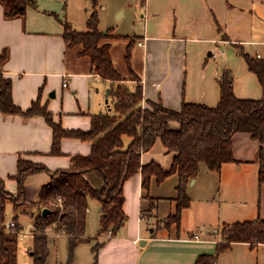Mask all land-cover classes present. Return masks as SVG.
Returning a JSON list of instances; mask_svg holds the SVG:
<instances>
[{"label": "crops", "instance_id": "0c3cea01", "mask_svg": "<svg viewBox=\"0 0 264 264\" xmlns=\"http://www.w3.org/2000/svg\"><path fill=\"white\" fill-rule=\"evenodd\" d=\"M55 1L53 4L49 0H34V6L28 7L24 16L13 18L5 17L9 1H0V54H7L2 75L11 81V97L16 106L26 110L39 101L64 129L86 131L92 115L112 109L108 107L110 98L106 101L105 97L109 83L93 72L87 58L68 48L61 22L51 16L54 12L62 13L67 2L64 0L62 6V0ZM110 14L116 15L117 20L133 15L142 24L141 32L130 38L131 46L140 51V68L132 72L141 82L143 107L146 100L158 99L164 107L176 111L182 103L214 107L220 95L218 78L224 71L231 75L237 98L264 96V88L240 55L243 52L261 60L256 56L264 47V0H110ZM216 50L228 53L231 58L239 57L235 68L224 63L211 67L208 59ZM64 79L66 87L62 85ZM123 83L131 89L134 86L129 79ZM248 85L259 88L261 97L257 92H249ZM170 128L177 129L178 125L170 123ZM51 144L52 129L42 116L25 118L0 112V179L6 191L17 192L13 176L19 158L44 165L50 171L64 170L70 167L73 156L87 155L91 147V142L64 138L60 142L61 154L53 156L49 154ZM259 152L264 157V142L240 132L232 137L236 163L223 165L219 173L200 165L198 174L187 185L191 204L182 213L179 227L164 228L157 222L175 212L177 174L160 183L152 176L147 191L142 188L140 172L130 177L123 186L124 225L113 237L98 234L100 225L96 229L95 235L103 243L96 264H194L199 255L215 252L221 241L216 227L264 220V182L258 183ZM172 158L173 154L157 139L149 151L141 154L140 162L156 163L169 170ZM49 180L47 173L28 176L26 203H35ZM249 185H257L260 190L251 200L247 198ZM150 199L155 203L153 210ZM196 205L199 207L195 209ZM96 209L100 221V205ZM29 210L36 212L35 207ZM198 212L203 220L207 217L203 223L213 228L217 237L209 234L204 238L200 229L196 234L185 231V226L181 229L185 217L198 216ZM33 217L29 216L31 226ZM197 231H201L200 236ZM259 247L264 245L251 249L247 243L232 244L218 255L214 264L222 262L226 251L231 254L237 248L235 258H238Z\"/></svg>", "mask_w": 264, "mask_h": 264}, {"label": "trees", "instance_id": "16d2710c", "mask_svg": "<svg viewBox=\"0 0 264 264\" xmlns=\"http://www.w3.org/2000/svg\"><path fill=\"white\" fill-rule=\"evenodd\" d=\"M0 1L5 3L7 0ZM9 1L11 8L5 12L6 18L22 17L28 7L34 6V0ZM96 4L93 0L86 32H77L68 22L52 14L63 26L62 36L68 48L81 46L82 50L78 54L87 58L93 72L109 83L108 107L112 109L92 115L88 130L64 129L60 122L53 120L52 114L39 101L33 102L26 110L16 106L11 97V81L2 75L1 70L7 54H0L1 113L25 118L42 116L52 129L49 154L53 156L61 154L60 142L64 138L91 142L89 154L73 156L70 167L64 170L50 171L44 165L19 158L17 172L13 176L17 184L16 194L6 191L4 182L0 179V264H17V241L22 226L19 223L16 225L14 221L18 213L23 214L19 209L24 205L37 206L39 209L32 216L33 245L31 254L29 253L32 264H46V231L49 228L67 236L70 262L75 247L81 242L90 241V238L85 237L89 199L96 200L100 205L98 234L113 237L126 221L123 186L130 177L140 172L142 188L147 191L152 176L160 183L166 177L177 174L175 212L157 222L158 226L164 228L171 225L179 227L182 213L191 204L186 188L198 174L200 164L208 171L219 173L223 165L236 163L232 154V137L236 133H248L260 143L264 142V96L260 99L237 98L233 93L231 75L227 71L218 78L220 95L214 107L182 103L181 108L176 111L164 107L160 99L146 100V106L143 107L141 82L131 70L129 73L136 78L138 84L133 89L122 85L126 79L116 71L110 56L111 45L105 42L109 33H101L98 29ZM131 45L132 39H129L125 57L127 63ZM240 55L248 70L264 88L263 61L243 52ZM170 123H176L178 128L171 129ZM157 139L167 152L173 154L169 170H163L156 163L141 165V154L149 151ZM258 161V183L261 185L264 182V157L260 152ZM37 173L49 174L50 180L39 191L36 202L28 204L25 201V180ZM58 199H61L60 203ZM8 203L15 212V227L10 230L5 229ZM43 208H47L50 213L43 216ZM154 208L155 203L150 199V210ZM220 238L215 252L199 255L194 264H214L218 255L232 244L247 243L251 249L264 245V220L258 218L223 225ZM102 244L99 242L92 248V264H96L97 253Z\"/></svg>", "mask_w": 264, "mask_h": 264}, {"label": "rangeland", "instance_id": "374dc122", "mask_svg": "<svg viewBox=\"0 0 264 264\" xmlns=\"http://www.w3.org/2000/svg\"><path fill=\"white\" fill-rule=\"evenodd\" d=\"M9 1V0H7ZM53 4L56 3L55 0H49ZM62 6L64 4V0H62ZM67 5L64 8L62 13H52L56 15L57 18H61L62 21H67L71 27L77 32H86L87 27L85 25V19L89 16L92 2L93 0H66ZM10 3V1H9ZM97 15H98V29L101 33H109V37L105 42H108L110 47V56L112 63L116 69V71L124 78L133 81L132 85L136 86L138 83L135 80L136 78L129 73V70L133 72H138L140 68V51L136 50V47L129 48V63H127L126 51L130 36L134 33H140L142 29V24L138 23V17H134L133 15L127 14L124 19L117 20L116 15L111 16L110 14V0H95ZM102 6H105L106 9H102ZM8 8H11L9 4ZM60 14L61 17L58 15ZM54 17L53 15H51ZM55 18V17H54ZM56 19V18H55ZM60 19V20H61ZM140 24V25H139ZM111 32V34H110ZM112 35V36H111ZM129 38L126 39L125 38ZM112 37V38H111ZM125 39V40H124ZM74 53L78 54L82 48L81 46H75L71 48ZM212 52V51H211ZM212 57H209V65L211 67H220L221 64H226L227 66H233L235 68V60H240L239 57L233 55V58L229 57L228 53H224V51L216 50L213 51ZM226 57L222 56L225 55ZM259 57L258 59L263 60L264 62V47L262 46V51H258ZM70 55V53H69ZM79 55V54H78ZM218 63V65L216 64ZM123 86H127L128 84L122 83ZM132 86V89L134 88ZM128 87V86H127ZM95 88L99 89V86ZM249 92H257V94L261 97V90L259 88L248 85ZM129 89L130 86H129ZM97 93V92H93ZM99 93V92H98ZM94 95V94H93ZM259 97V98H260ZM95 101L94 96L91 97L90 103L93 104ZM92 108V107H91ZM204 167L203 164H200ZM261 189V188H260ZM258 192L260 194V190H257V185H249V198L251 200L258 196ZM97 205L99 203L94 199H89L88 201V226L86 228L85 237L90 238V241H84L79 243L74 251L72 261L68 262L69 248H68V238L65 235H55L52 234L53 230H47V239H48V256L46 259V264H92L94 262L92 248L99 242L98 237L95 235L96 229L99 227V214L97 212ZM35 213L30 212V205L22 206L19 211L28 214L29 216H33L39 212L37 206ZM199 207V205L195 206V209ZM199 213V212H198ZM26 214L18 213L16 221L15 212L13 211L12 205L8 203L6 205V213H5V225L11 221L16 222V225L19 223L22 226V230L19 232V237L17 241V264H32V258L29 256L30 250L33 245V236L31 235V224L29 216ZM203 221H207V217L203 220V215L199 213V215L190 214L186 216L184 221L182 222L181 229L185 226V231L196 234V230H202V234L205 236L209 235L214 237L218 235H214L213 228L209 227L208 224H204ZM161 227V226H160ZM199 227V228H198ZM156 228V227H153ZM223 226L216 227L220 232ZM6 230L8 228H5ZM12 229V228H11ZM10 230V229H9ZM201 231H197L200 236ZM237 249V248H235ZM233 250V253H229L230 251H226V256L223 260L226 261L220 262V264H264V247H259L258 250H252L250 252L245 253L244 255H239L238 258H235L236 250Z\"/></svg>", "mask_w": 264, "mask_h": 264}, {"label": "built area", "instance_id": "2783aa9c", "mask_svg": "<svg viewBox=\"0 0 264 264\" xmlns=\"http://www.w3.org/2000/svg\"><path fill=\"white\" fill-rule=\"evenodd\" d=\"M257 58L259 57V55L256 56ZM63 87H66L67 86V79H64V82L62 83ZM61 202V199H58V203ZM6 227L8 229H11V228H14L15 227V224L13 221L9 222L6 224ZM19 235V234H18ZM19 237V236H18Z\"/></svg>", "mask_w": 264, "mask_h": 264}, {"label": "water", "instance_id": "95a60500", "mask_svg": "<svg viewBox=\"0 0 264 264\" xmlns=\"http://www.w3.org/2000/svg\"><path fill=\"white\" fill-rule=\"evenodd\" d=\"M105 97H106V101H107V98H108V89L105 91ZM41 213H42L43 216H45V215L49 214L50 211L47 208H43L42 211H41Z\"/></svg>", "mask_w": 264, "mask_h": 264}]
</instances>
